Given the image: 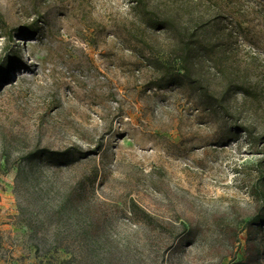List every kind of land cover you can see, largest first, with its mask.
<instances>
[{
  "label": "rangeland",
  "instance_id": "rangeland-1",
  "mask_svg": "<svg viewBox=\"0 0 264 264\" xmlns=\"http://www.w3.org/2000/svg\"><path fill=\"white\" fill-rule=\"evenodd\" d=\"M158 3L150 14L200 27L193 76L264 135V0ZM132 7L0 0V60L12 69L0 81V264H97L93 241L130 264H264V226L245 224L264 217L252 193L261 150L173 79L182 27L152 30ZM35 21L36 36L15 30ZM73 145L89 156L25 159Z\"/></svg>",
  "mask_w": 264,
  "mask_h": 264
},
{
  "label": "trees",
  "instance_id": "trees-1",
  "mask_svg": "<svg viewBox=\"0 0 264 264\" xmlns=\"http://www.w3.org/2000/svg\"><path fill=\"white\" fill-rule=\"evenodd\" d=\"M130 2L132 3L134 8L138 7L143 13L144 11L146 12L145 14H147V20L145 21V23L152 30H175L179 26L182 27L179 28L181 35L176 36L174 60L177 63L178 68L175 69V72L173 73V75H175L173 79H175L176 81L178 78H180L181 80L188 81L189 84L193 86L208 103L219 107L220 110L230 118V120L232 121V128L238 132H243L249 144L253 148L261 150L263 158L260 159L256 164V178L252 184V193L258 199H262V201L264 202V135L258 134L251 126L236 122L233 114L229 111V109L226 107V104L224 103L225 92L217 98L212 92L209 91L207 86L198 81V77L193 76L192 67L194 65V51L202 42L201 34L198 33V31H200V27L193 26L190 23V20H186L184 22L182 18L178 20L177 18L170 15L157 16L154 12L153 15L150 14V8L154 9L155 7L159 6L158 0H130ZM167 11H171V8L167 7ZM15 30L21 31L22 33L27 35L36 36L38 34L37 21L32 22L27 27H21L18 30ZM4 35H6V37L10 40L12 38L11 29L5 30ZM157 63L163 67L164 74L170 73L168 69L169 67L166 66L163 62L157 60ZM11 70L12 69L10 68V65L4 66L2 60H0V81L5 79ZM95 151L96 150H93V152L91 153H96ZM88 156V151L82 150L75 145L68 146L63 150H53L47 147L36 146L30 152H28V154L25 156V159L27 161L37 162L46 160L56 165L60 163L70 165L74 164L77 161H80L81 159L87 158ZM65 202V200L60 202L59 209L64 208L63 205L65 204ZM72 208L75 209L74 206H72ZM76 211L77 210L75 209L74 214L76 213ZM90 219L91 216L87 215V220L89 221ZM245 224L246 226L262 227L264 226V217L256 214L249 220H247ZM91 243L92 248H90L89 251L86 252V255H90L97 264H113L114 261H120V263L123 262V264H130L126 262V260L128 261V259L125 258L126 256L122 251L116 252V250H112L111 248H109L104 254H100L96 249L99 248L97 247L98 241H93ZM36 251H39V249L37 248ZM48 251H50L49 248L46 250V252ZM70 260L71 259H62L61 261H59V264H68ZM133 264L139 263L134 262ZM236 264L250 263L244 260L237 262Z\"/></svg>",
  "mask_w": 264,
  "mask_h": 264
}]
</instances>
